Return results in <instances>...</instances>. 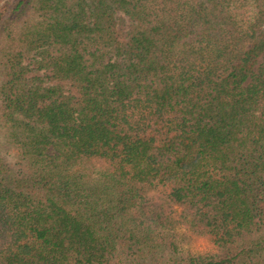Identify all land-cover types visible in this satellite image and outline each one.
<instances>
[{
    "label": "trees",
    "instance_id": "1",
    "mask_svg": "<svg viewBox=\"0 0 264 264\" xmlns=\"http://www.w3.org/2000/svg\"><path fill=\"white\" fill-rule=\"evenodd\" d=\"M0 264H264V0H0Z\"/></svg>",
    "mask_w": 264,
    "mask_h": 264
},
{
    "label": "rangeland",
    "instance_id": "2",
    "mask_svg": "<svg viewBox=\"0 0 264 264\" xmlns=\"http://www.w3.org/2000/svg\"><path fill=\"white\" fill-rule=\"evenodd\" d=\"M181 248L192 254H204L214 251L212 244L205 237L196 236L185 229H179Z\"/></svg>",
    "mask_w": 264,
    "mask_h": 264
}]
</instances>
